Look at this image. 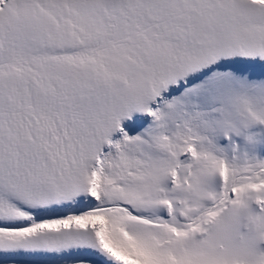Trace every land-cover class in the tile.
<instances>
[{
  "label": "snow or ice",
  "instance_id": "1",
  "mask_svg": "<svg viewBox=\"0 0 264 264\" xmlns=\"http://www.w3.org/2000/svg\"><path fill=\"white\" fill-rule=\"evenodd\" d=\"M0 264H264V0H0Z\"/></svg>",
  "mask_w": 264,
  "mask_h": 264
}]
</instances>
